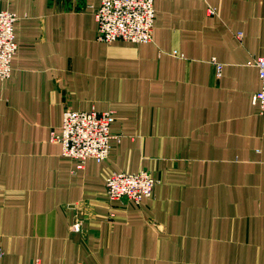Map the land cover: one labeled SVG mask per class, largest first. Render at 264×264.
I'll return each mask as SVG.
<instances>
[{
  "label": "crops",
  "instance_id": "crops-1",
  "mask_svg": "<svg viewBox=\"0 0 264 264\" xmlns=\"http://www.w3.org/2000/svg\"><path fill=\"white\" fill-rule=\"evenodd\" d=\"M101 2L0 0L18 18L0 81V264H264L248 66L264 57V0H155L147 44L98 41ZM68 109L114 113L107 160L63 156L51 134ZM142 170L152 197H107L109 173Z\"/></svg>",
  "mask_w": 264,
  "mask_h": 264
},
{
  "label": "built area",
  "instance_id": "built-area-1",
  "mask_svg": "<svg viewBox=\"0 0 264 264\" xmlns=\"http://www.w3.org/2000/svg\"><path fill=\"white\" fill-rule=\"evenodd\" d=\"M154 3L155 0H102L100 6L94 8L97 40L105 44L153 42ZM17 21L15 14L0 11V81L8 80L12 74V61L18 49L15 41ZM248 66L259 72L260 89L253 97V103L264 115V57L252 58ZM113 122V112L68 109L64 113L61 134L52 132L51 140L61 143L63 156L76 160L78 168L82 169L90 160L101 163L109 158ZM105 186L111 201L140 206L143 199L153 196L156 181L147 170L136 174L112 172L105 177ZM79 228V223L73 225V229ZM32 264H41V261L37 259Z\"/></svg>",
  "mask_w": 264,
  "mask_h": 264
}]
</instances>
